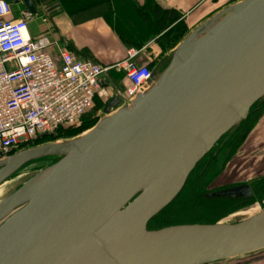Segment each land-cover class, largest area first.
Segmentation results:
<instances>
[{"label":"water","instance_id":"95a60500","mask_svg":"<svg viewBox=\"0 0 264 264\" xmlns=\"http://www.w3.org/2000/svg\"><path fill=\"white\" fill-rule=\"evenodd\" d=\"M17 2L37 13L33 0ZM117 91L81 135L0 159V192L16 182L0 199V264L262 260L264 206L215 224H148L264 100V0L236 1L197 25L133 100ZM205 197L246 202L253 190L247 183Z\"/></svg>","mask_w":264,"mask_h":264},{"label":"built area","instance_id":"2783aa9c","mask_svg":"<svg viewBox=\"0 0 264 264\" xmlns=\"http://www.w3.org/2000/svg\"><path fill=\"white\" fill-rule=\"evenodd\" d=\"M11 6L0 0V154L8 156L32 146L57 129L75 126L93 100L109 98L103 81L110 72L122 74L127 86L117 93L128 102L148 89L151 72L135 62L136 50L111 66L79 60L59 49L57 65L48 53L50 27L36 38L28 24L37 16L26 11L11 19Z\"/></svg>","mask_w":264,"mask_h":264},{"label":"crops","instance_id":"0c3cea01","mask_svg":"<svg viewBox=\"0 0 264 264\" xmlns=\"http://www.w3.org/2000/svg\"><path fill=\"white\" fill-rule=\"evenodd\" d=\"M14 0L10 18H20L24 7ZM37 17L28 24L30 37L36 38L47 26L38 18H45L50 27L48 53L55 64H59V49L68 51L79 60H91L102 66L114 65L126 58L128 50L140 46L135 62L150 64L149 59L158 58L160 46L157 40L163 33L155 35L151 18L145 17L139 9L147 0H33ZM162 10L176 11L187 27V34L201 22L224 7L239 0H149ZM105 4V5H104ZM119 6L128 10L136 27L127 25L118 14ZM147 16V15H146ZM125 25L127 32L121 27ZM186 34V35H187ZM111 74V72H110ZM108 75L103 83L122 87L120 74ZM123 77V76H122ZM124 79V78H123ZM126 82V81H125ZM262 261V260H260Z\"/></svg>","mask_w":264,"mask_h":264},{"label":"rangeland","instance_id":"374dc122","mask_svg":"<svg viewBox=\"0 0 264 264\" xmlns=\"http://www.w3.org/2000/svg\"><path fill=\"white\" fill-rule=\"evenodd\" d=\"M127 11L128 10H126L121 6H119L118 8V14L123 20V22H125L130 27L134 28V26L136 27V25L134 24L135 23L134 19L130 14V12ZM122 28L125 30V32H127L125 25H123ZM165 55L166 54H164L162 57H164ZM151 61L152 59L150 58L149 59L150 64ZM157 62L158 61L154 62V66L157 64ZM120 78L122 79L120 80ZM123 78L124 77L121 76L119 77V80L122 82L121 84H118L117 82L115 83L117 85L124 86L126 82L125 79ZM107 86L111 89L113 87L118 88V86L112 84H108ZM107 92L108 95L110 96L112 90L108 89ZM102 116L103 113H102L101 105L99 102H95L93 107L87 111V113L82 117V119L77 125L70 126V128L66 127L68 129H72L71 135H68L66 133L62 135L64 136L63 138L57 139L53 142L64 141L81 135L82 133L88 130L86 128L88 127V124L89 125L94 124ZM257 127L258 128H255L256 131L252 132L249 139L240 147V149H238V151H235L234 153L230 154L228 153L229 151L227 146V149L224 148L221 151L222 154L212 164V168L209 169L208 172H205L202 178L198 182H196L195 185L192 183L190 187L191 182L189 183L188 187H186L185 190L176 197V199L173 201L174 203L172 202L173 204L171 203L170 206L167 207L164 213L162 214L164 217H166V222L170 221L172 223H176V222L197 221L196 224L199 223L204 224V222L207 221V219L213 217L212 213H206V211L214 212L216 208L215 207L207 208L208 205L205 204H208V202H204L205 204L204 203L197 204L199 202L198 201L199 194L202 193L206 194L212 190L219 191L220 189L222 190L224 188H227L228 186L229 187L236 186L246 181H259L260 178L264 177V113L262 114V117L259 119V122L257 123ZM36 142L37 141L34 142L32 147L37 146ZM44 164H46V161H42L41 164L39 165L36 163H31L27 165L29 169H26L24 173H31L33 171H37L43 166H45ZM22 177H24L23 174H21V177L19 179H21ZM11 183L13 184V186L7 187L6 190H4V193L0 192V199L3 196L8 195L15 189L16 182L15 183L11 182ZM6 185L7 184L1 186L0 191ZM193 186H195V188H193ZM263 204L264 202L262 203V205ZM261 208L262 207L254 203V205H251L248 208L238 210L236 213L230 215L229 217L224 218L222 222L233 220L237 217H245L252 215ZM262 256H263L262 261H259L256 256L250 255V256H244V257L228 260L220 264H264V254Z\"/></svg>","mask_w":264,"mask_h":264},{"label":"trees","instance_id":"16d2710c","mask_svg":"<svg viewBox=\"0 0 264 264\" xmlns=\"http://www.w3.org/2000/svg\"><path fill=\"white\" fill-rule=\"evenodd\" d=\"M4 1H6L7 3H9L11 5L14 0H4ZM139 11L145 17L151 18L152 21H150V25H152L153 31H154V34L155 35H159L160 33H163L162 36L157 40V44L161 48L160 49V53L158 54V58H161L164 54H166L167 52H169L170 50H172L186 36V34L188 32L185 23L181 20V16L176 11H173V10H162L157 4H155V3H153L152 1H149V0H147V2H145V4L143 5V7L141 9H139ZM139 48H140V46H137L136 49L139 50ZM155 61H157V59L152 60L151 61V64H146V65H141V66H145L149 70H152ZM116 74H115V72H111L110 75L113 78H115L117 75H119V74H117V75ZM122 76L123 75H121V77ZM95 102H99L100 103L102 111H103L105 105L107 104V101H104V100L99 99V98H95L93 100V103H92V105H91L90 108L93 107V105H94ZM257 105H259V102L256 103L250 109V111H249V113H248L245 121L242 122L241 125H243V124H245V122H247V120L251 116V112L253 111V109ZM82 117H81V119H82ZM80 120H79V122H80ZM95 123L92 124V125H89L88 124V127H86V128L87 129H90L92 126L95 125ZM68 128H70V127H68ZM68 128H66V127L59 128L53 134H50V135H47V136H42L41 138H39V139L36 140L37 141L36 142V145H41L43 143L51 142V141L53 142V141H55L57 139L63 138L64 136H62V135L66 134V133L68 135H71L72 129H68ZM73 136H75V135H73ZM73 136H70V137H73ZM241 144H242V141H241V143L239 142L235 146V148L233 149V151L235 152L237 150V148ZM189 180L190 179H188V182H189ZM185 188L186 187H184V189L182 190V192L185 190ZM198 198H199V200H198L199 202L197 204H203L205 202V201H203V199L201 198V196H198ZM211 200H215V199H211ZM221 200H225V199H221ZM227 201H229V200H227ZM213 202L214 203H217L218 201H213ZM253 203H254V201H252L250 204H253ZM205 205H208L207 208H210L211 207V206H209V204H205ZM263 206H264V204L261 205V207H263ZM215 208H216L214 210L215 216L212 219H207V221H208L209 224H215V223L222 222V220L224 218L229 217L230 215L236 213L237 210H239L238 208H235L234 206L227 207V206H224V205H219V206L216 205ZM164 211H162L159 215H157L155 218H153L149 222V224H148V229L149 230H157V229H161V228L169 227V226H174V225L195 224L194 222L193 223H191V222H176V223H172L170 221L169 222H166V217H164L162 215L164 213Z\"/></svg>","mask_w":264,"mask_h":264},{"label":"flooded vegetation","instance_id":"af4514ba","mask_svg":"<svg viewBox=\"0 0 264 264\" xmlns=\"http://www.w3.org/2000/svg\"><path fill=\"white\" fill-rule=\"evenodd\" d=\"M263 113H264V100L259 102V105H257L253 109V111L251 112V116L249 117L247 122H245V124L240 125L239 128L227 140H225L224 142H223V139H222L211 150V152H209V154H207L195 166V168L193 169V171L191 172V174L187 178V181L185 182L184 187H188L190 182H191L190 187H191L192 183L195 185V183L198 182L202 178L203 174L205 172H208L209 169L212 168V164L216 161V159L219 158V156L222 154L221 151L224 148L227 149V146H228V151H229L228 153L231 154V153L234 152L233 149L235 148V146L239 142L241 143V141H242V144L237 148V150L235 149L236 151H238V149H240V147L249 139V137L251 136L252 132L256 131L255 128H258L257 127V123L259 122V119L262 117ZM2 158L3 157L0 156V159H2ZM26 166H24L21 170L26 169ZM192 177H193V179H192ZM188 179H190L189 182H188ZM247 183H249V186L253 190V197L250 200L246 201V202H241V201H232L231 202V201L221 200V199L211 200V199H207L205 197V196H207V194L217 192L218 190H216V191L212 190V191H210L209 193H206V194L202 193V194H199V196H201V198H203L205 202H208L209 206H211V207L212 206L215 207L216 205H218V206L219 205H224V206H227V207L234 206L235 208H238L239 210H241V209H244V208H248L251 205H254V203L261 207L262 203L264 202V177L260 178L259 181H246V182H243L242 184H247ZM238 185H241V184H238ZM238 185H236V186H238ZM184 187H183V189H184ZM230 187H235V186H230ZM230 187L228 186L227 188H230ZM193 188H195V186H193ZM224 189H226V188H224ZM180 193H182V191ZM213 201H218V202L214 203ZM252 201H254V203L250 204ZM206 213H212L213 217L215 216L214 212L206 211ZM212 218H210V219H212ZM191 223H193V222H191ZM194 223L196 224L197 221H195ZM204 224H209V223H208V221H205Z\"/></svg>","mask_w":264,"mask_h":264}]
</instances>
